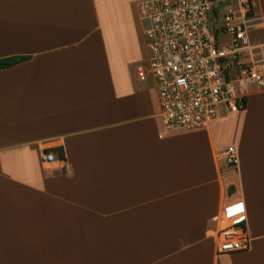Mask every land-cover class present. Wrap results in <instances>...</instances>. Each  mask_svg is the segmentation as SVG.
<instances>
[{
	"label": "crops",
	"instance_id": "0c3cea01",
	"mask_svg": "<svg viewBox=\"0 0 264 264\" xmlns=\"http://www.w3.org/2000/svg\"><path fill=\"white\" fill-rule=\"evenodd\" d=\"M140 1L0 0V59L28 57L0 70V264H264V89L166 130ZM228 223L248 251L218 253Z\"/></svg>",
	"mask_w": 264,
	"mask_h": 264
},
{
	"label": "built area",
	"instance_id": "2783aa9c",
	"mask_svg": "<svg viewBox=\"0 0 264 264\" xmlns=\"http://www.w3.org/2000/svg\"><path fill=\"white\" fill-rule=\"evenodd\" d=\"M227 11L220 14L221 7ZM252 0H143L145 44L155 80L160 119L168 131L206 130L225 113L245 109L247 97L264 89V52L250 41ZM223 35L228 42L223 41ZM45 152L43 160L53 162ZM228 165L237 164L234 147ZM219 254L245 252L244 225L228 223L214 235Z\"/></svg>",
	"mask_w": 264,
	"mask_h": 264
},
{
	"label": "trees",
	"instance_id": "16d2710c",
	"mask_svg": "<svg viewBox=\"0 0 264 264\" xmlns=\"http://www.w3.org/2000/svg\"><path fill=\"white\" fill-rule=\"evenodd\" d=\"M210 1H217V0H210ZM25 60H28V57L23 56H16V57H9V58H3L0 59V70L11 68ZM64 154L61 153V156Z\"/></svg>",
	"mask_w": 264,
	"mask_h": 264
},
{
	"label": "rangeland",
	"instance_id": "374dc122",
	"mask_svg": "<svg viewBox=\"0 0 264 264\" xmlns=\"http://www.w3.org/2000/svg\"><path fill=\"white\" fill-rule=\"evenodd\" d=\"M143 1V0H142ZM138 5V4H137ZM227 11V8L226 7H221V10H220V14H223L224 12H226ZM254 13H255V10H253V14H251V15H253L254 16ZM137 14H138V11H137ZM138 17H139V15H138ZM140 18V17H139ZM142 21V20H141ZM144 23H145V25H146V27H147V23L145 22V21H143ZM255 24V22L253 21V20H251L250 21V23H249V25L252 27L253 25ZM223 41H224V43L225 42H228V37H226V36H224L223 35ZM256 39H257V35H256V32H254V31H251L250 30V41H251V44L252 45H254V46H258L257 45V43H259V42H257L256 41ZM259 47V46H258ZM148 55H149V53H148ZM152 75V74H151ZM242 111V110H241ZM222 113V115H226V113H225V111H222L221 112ZM163 124V123H162ZM185 132H188V131H185ZM228 164V163H227ZM230 166V165H229ZM235 166V165H234ZM234 166H232V167H234ZM250 236V235H249ZM238 253V252H237ZM231 254V253H230Z\"/></svg>",
	"mask_w": 264,
	"mask_h": 264
}]
</instances>
